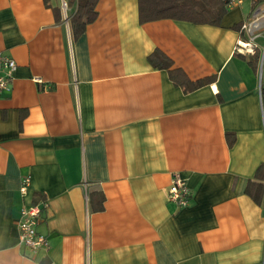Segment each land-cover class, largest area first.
I'll return each mask as SVG.
<instances>
[{"label": "crops", "instance_id": "1", "mask_svg": "<svg viewBox=\"0 0 264 264\" xmlns=\"http://www.w3.org/2000/svg\"><path fill=\"white\" fill-rule=\"evenodd\" d=\"M60 2L57 21L45 0H0V51L17 64L0 94V264H263L264 201L246 186L264 163V0L219 24L142 22L139 0H99L77 38ZM257 12L252 62L235 46ZM157 49L213 80L185 91ZM175 172L186 205L169 199ZM32 203L48 239L35 253L17 223Z\"/></svg>", "mask_w": 264, "mask_h": 264}, {"label": "trees", "instance_id": "2", "mask_svg": "<svg viewBox=\"0 0 264 264\" xmlns=\"http://www.w3.org/2000/svg\"><path fill=\"white\" fill-rule=\"evenodd\" d=\"M67 7L73 9L68 19L73 37L84 33L87 26L97 18L99 0H66ZM228 0H139L140 20L142 22L158 18H178L197 23L219 24L222 15L228 10ZM47 6L53 7L57 21L63 20V9L60 0H45ZM258 50L252 53V62L259 59ZM148 59L157 67L168 68L176 84L182 85L185 91L196 89L213 80L212 76L191 79L181 67L172 66V60L161 50L153 51ZM264 100V86L262 87ZM255 179L250 180L247 187L253 200L264 201V163L255 172Z\"/></svg>", "mask_w": 264, "mask_h": 264}, {"label": "built area", "instance_id": "3", "mask_svg": "<svg viewBox=\"0 0 264 264\" xmlns=\"http://www.w3.org/2000/svg\"><path fill=\"white\" fill-rule=\"evenodd\" d=\"M243 0H228V6H233L237 3H240ZM63 8H67V1L64 0ZM254 14L255 16L242 25V29L248 33L249 39H239L235 49L241 52H254L257 44L255 39L257 36L256 30L260 26L259 15ZM260 62L261 68L264 65V47L261 51ZM17 68L16 60L0 51V94L9 90L11 87V80L14 74V71ZM30 176H25L21 181V191L23 193L27 192L29 186ZM169 199L174 201L179 205H186L192 196V191L188 185L187 179L184 176H181L180 173L175 172L172 176V182L169 187ZM21 209V216L17 221L19 230H20V241L23 245L30 250L31 253L37 252L41 247L48 246V239L45 235H42L37 230V221L40 219L41 215V205L39 203L24 204ZM264 253V251H263ZM264 264V257H263Z\"/></svg>", "mask_w": 264, "mask_h": 264}, {"label": "rangeland", "instance_id": "4", "mask_svg": "<svg viewBox=\"0 0 264 264\" xmlns=\"http://www.w3.org/2000/svg\"><path fill=\"white\" fill-rule=\"evenodd\" d=\"M261 63L259 62V66H257L258 68V75H259V78H260V81L261 83L263 82L264 83V65L262 66L263 68H261Z\"/></svg>", "mask_w": 264, "mask_h": 264}]
</instances>
